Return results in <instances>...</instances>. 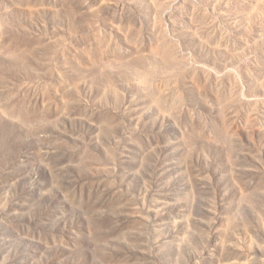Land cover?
<instances>
[{
    "label": "rangeland",
    "instance_id": "1",
    "mask_svg": "<svg viewBox=\"0 0 264 264\" xmlns=\"http://www.w3.org/2000/svg\"><path fill=\"white\" fill-rule=\"evenodd\" d=\"M0 264H264V0H0Z\"/></svg>",
    "mask_w": 264,
    "mask_h": 264
}]
</instances>
